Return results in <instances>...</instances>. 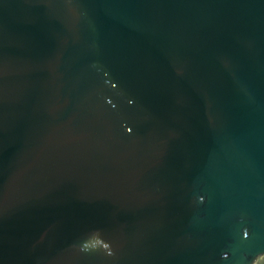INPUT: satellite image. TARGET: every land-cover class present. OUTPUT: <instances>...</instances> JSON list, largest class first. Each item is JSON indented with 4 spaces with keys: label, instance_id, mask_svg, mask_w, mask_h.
<instances>
[{
    "label": "water",
    "instance_id": "water-1",
    "mask_svg": "<svg viewBox=\"0 0 264 264\" xmlns=\"http://www.w3.org/2000/svg\"><path fill=\"white\" fill-rule=\"evenodd\" d=\"M0 264H264V0H0Z\"/></svg>",
    "mask_w": 264,
    "mask_h": 264
}]
</instances>
